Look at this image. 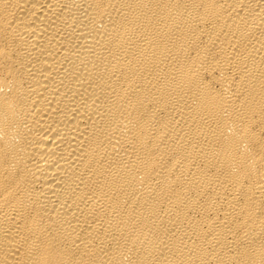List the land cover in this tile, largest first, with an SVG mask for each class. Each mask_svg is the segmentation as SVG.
<instances>
[{"label": "bare ground", "instance_id": "6f19581e", "mask_svg": "<svg viewBox=\"0 0 264 264\" xmlns=\"http://www.w3.org/2000/svg\"><path fill=\"white\" fill-rule=\"evenodd\" d=\"M0 264H264V0H0Z\"/></svg>", "mask_w": 264, "mask_h": 264}]
</instances>
